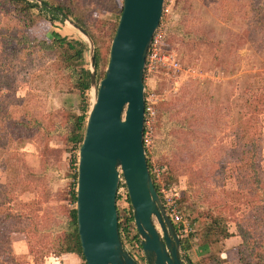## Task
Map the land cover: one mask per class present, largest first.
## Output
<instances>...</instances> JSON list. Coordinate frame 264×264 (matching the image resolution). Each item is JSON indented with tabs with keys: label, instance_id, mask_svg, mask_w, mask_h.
Returning <instances> with one entry per match:
<instances>
[{
	"label": "rangeland",
	"instance_id": "1",
	"mask_svg": "<svg viewBox=\"0 0 264 264\" xmlns=\"http://www.w3.org/2000/svg\"><path fill=\"white\" fill-rule=\"evenodd\" d=\"M61 1L74 13L52 22L42 7ZM6 5L0 0V110L17 119L24 115L29 123L21 131L0 118V248L9 246L0 252V264H35L65 226L66 208L76 205L71 192L79 148L66 142L65 130L83 105L89 115L97 92L93 86L82 97L69 72L59 71L56 56L41 45L57 29L83 40L84 66L91 70V43L70 22L81 18L97 38L99 82L123 0H41L29 28ZM160 23L170 59L144 76L155 110L150 160L181 192L189 235L220 217L233 233L202 254L197 235L183 251L194 264H264L263 101L254 110L264 94V0H165ZM18 30L32 46L11 39ZM7 134L15 136L9 143ZM212 253L221 261L209 259ZM47 255L45 264H86L77 254Z\"/></svg>",
	"mask_w": 264,
	"mask_h": 264
},
{
	"label": "water",
	"instance_id": "2",
	"mask_svg": "<svg viewBox=\"0 0 264 264\" xmlns=\"http://www.w3.org/2000/svg\"><path fill=\"white\" fill-rule=\"evenodd\" d=\"M36 1L39 6L41 0ZM164 5L165 0H123L99 82L92 37L70 20L91 43V87L97 86L78 160L76 209L86 264H140L119 231L117 196L122 182L148 264H193L166 213L143 143L145 64Z\"/></svg>",
	"mask_w": 264,
	"mask_h": 264
},
{
	"label": "trees",
	"instance_id": "3",
	"mask_svg": "<svg viewBox=\"0 0 264 264\" xmlns=\"http://www.w3.org/2000/svg\"><path fill=\"white\" fill-rule=\"evenodd\" d=\"M7 3V7L11 8L15 18L21 23L29 28L34 20L33 17V8L38 7L35 1L31 0H5ZM46 11L52 13L49 18L52 22L55 20L64 21L65 19L71 17L73 15V10L65 4L64 1L58 2L56 5H50L45 3L42 7ZM122 11V10H121ZM121 14V13H120ZM120 18V16H119ZM119 18L113 28L114 35L116 33V29L118 26ZM76 22L84 27L90 34V36L95 40L97 43V38L92 31V29L85 23L81 18H76ZM8 32V31H7ZM53 39L50 42H43L42 49L49 51L51 54L56 56V62H54L55 67H58V70L65 68V71H68L73 84L75 87L80 91L81 96L83 97L88 90L91 88V71L90 69L84 66L85 62V54L88 51V45L85 41L69 38V36L62 35L58 30L52 32ZM11 39L16 41L18 46H23L28 44V46H32V41L29 36H26L23 32L15 31L11 34ZM114 37V36H113ZM35 41V39H34ZM23 48V47H21ZM96 54V67L98 68L99 61H100V51L98 48L95 50ZM78 66H80L78 68ZM105 75V74H104ZM257 103L254 105V110L259 111L260 104L263 101L264 103V94L262 96L257 97ZM2 102V100H1ZM165 107V105H164ZM82 114H72L70 116L69 121L72 124V128L70 130H65V140L68 143H72L77 145L80 149L81 143L84 138L86 124L88 119V111L87 105L82 106ZM166 114L160 115V118H163ZM5 117L4 120L7 118V124L10 127L14 125H18L20 128L19 130L23 131V128H28V119L23 115L21 117L13 116L9 110H0V118ZM13 131V130H12ZM63 130H61L62 132ZM16 131H13L15 134ZM12 134H7L5 140L6 143H9L12 137L15 136ZM247 135H250L247 132ZM251 137V136H250ZM147 153V160L151 170L152 177L154 179L156 188L160 191L161 186L164 184L166 186H171L172 180L165 177V173H160L159 176L153 172V164L150 160L151 150L150 148L146 149ZM161 172V171H160ZM74 175V189L71 192V197L73 203L76 204L77 202V180H78V165L75 167ZM181 193V192H180ZM183 198H179V202L182 201ZM117 208L119 213V231L121 235V239L124 244L132 251L134 255H136L141 261L146 260L143 252H142V245L140 243L139 234L137 232L131 201L128 195L126 188L122 189L118 193V201H117ZM191 210V209H189ZM66 220L65 226H61L60 229L56 230L57 236L55 237L54 241L50 243V246H44L46 252H43L41 256L35 258V264H45L44 258L48 256L47 254L52 253L55 256H62L63 254L74 253L77 255H81L84 258L82 245L78 230V221H77V209L76 205L74 207H67L65 210ZM175 225V224H174ZM178 233L181 234V241H182V248L187 252L190 250L195 242L193 241L194 237L200 235V243H198L197 249L199 253L209 252L212 249V246L217 245L221 239H226L233 236V233L229 231L227 225L223 223V218H218L217 220L207 224L204 226L203 231L201 234H193L188 233V235H184L181 231L179 226L175 225ZM3 233V232H2ZM202 235V236H201ZM186 236V237H185ZM43 249V248H42ZM9 250V246H3L0 248V252H7ZM188 255V254H187ZM11 256V255H9ZM41 257V258H39ZM189 257V256H188ZM13 259V257H8V259ZM219 255L216 256L215 253L210 255L209 259L216 260L220 262ZM194 264V263H193Z\"/></svg>",
	"mask_w": 264,
	"mask_h": 264
},
{
	"label": "built area",
	"instance_id": "4",
	"mask_svg": "<svg viewBox=\"0 0 264 264\" xmlns=\"http://www.w3.org/2000/svg\"><path fill=\"white\" fill-rule=\"evenodd\" d=\"M164 43H165V32L160 23V25L158 26V28L156 29L153 35V39L149 46L148 55H147L146 64H145V76L149 75V73L156 72L162 65H166L167 60L170 59L163 53ZM150 97L152 96L145 95L146 104H145V121H144L145 128H144V133H143V143L146 149L152 145L153 140H154L153 139V136H154V125L153 124H154V119H155V110L153 108L154 101H152ZM160 171L161 170L158 168H155V167L153 168V172L156 173L157 176L160 175L161 173ZM124 188H126V186L122 182L120 184L118 193ZM158 192L162 199L166 213L169 215L172 222L175 225L177 224L179 226L180 231L184 235L189 233L191 228H190V225L184 220L183 213H182L181 207L178 202L180 198V192L177 190V188L172 187V186L162 185L160 188V191ZM117 201H118V196H117ZM125 248L130 252V254L140 264H148L147 260H145V262L141 261L136 255L132 253V251L126 245H125Z\"/></svg>",
	"mask_w": 264,
	"mask_h": 264
},
{
	"label": "crops",
	"instance_id": "5",
	"mask_svg": "<svg viewBox=\"0 0 264 264\" xmlns=\"http://www.w3.org/2000/svg\"><path fill=\"white\" fill-rule=\"evenodd\" d=\"M57 30L59 31V29H57ZM70 254L74 255V253L63 254V255L61 256V258H62L63 256H65V255L70 256Z\"/></svg>",
	"mask_w": 264,
	"mask_h": 264
}]
</instances>
